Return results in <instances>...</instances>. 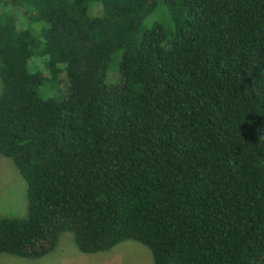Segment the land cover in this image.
Wrapping results in <instances>:
<instances>
[{
  "label": "trees",
  "instance_id": "16d2710c",
  "mask_svg": "<svg viewBox=\"0 0 264 264\" xmlns=\"http://www.w3.org/2000/svg\"><path fill=\"white\" fill-rule=\"evenodd\" d=\"M0 84V255L264 264V0H0Z\"/></svg>",
  "mask_w": 264,
  "mask_h": 264
},
{
  "label": "rangeland",
  "instance_id": "374dc122",
  "mask_svg": "<svg viewBox=\"0 0 264 264\" xmlns=\"http://www.w3.org/2000/svg\"><path fill=\"white\" fill-rule=\"evenodd\" d=\"M118 81L115 67L107 76L108 84ZM1 93V84H0ZM25 183L10 159L0 155V219L27 215ZM0 264H153L149 250L134 241H125L107 252L84 254L77 249L73 235H59L56 248L46 256L32 260L0 255Z\"/></svg>",
  "mask_w": 264,
  "mask_h": 264
}]
</instances>
